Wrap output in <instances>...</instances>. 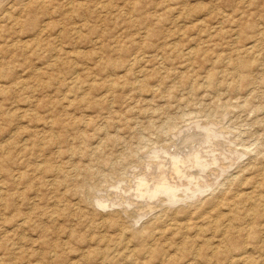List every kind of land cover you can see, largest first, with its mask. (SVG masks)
Wrapping results in <instances>:
<instances>
[{
	"label": "rangeland",
	"instance_id": "374dc122",
	"mask_svg": "<svg viewBox=\"0 0 264 264\" xmlns=\"http://www.w3.org/2000/svg\"><path fill=\"white\" fill-rule=\"evenodd\" d=\"M0 264H264V0H0Z\"/></svg>",
	"mask_w": 264,
	"mask_h": 264
},
{
	"label": "bare ground",
	"instance_id": "6f19581e",
	"mask_svg": "<svg viewBox=\"0 0 264 264\" xmlns=\"http://www.w3.org/2000/svg\"><path fill=\"white\" fill-rule=\"evenodd\" d=\"M252 48V47H251ZM215 123V122H214ZM215 130V129H214ZM203 134V133H202ZM201 134V135H202ZM207 136V135H206ZM203 137V136H202ZM202 137H200L198 140V142H202V141H200L201 139H203ZM200 144V143H199ZM199 146V145H198ZM194 147L196 148L197 146H195V145H191V146H188V151H186V149H183V150H180V151H176V153H174V152H170L171 154L169 155L170 157H171V159H173V161H176L175 163H178L179 162V160H180V157H182V155L183 156H185L189 151H191V150H193L194 149ZM201 147V146H200ZM199 147V148H200ZM198 149V148H197ZM199 150V149H198ZM169 152V151H168ZM196 155V154H195ZM183 158V157H182ZM184 159V158H183ZM175 165V164H174ZM171 168V167H170ZM184 169V168H183ZM174 170V169H173ZM170 171H171V169H170ZM173 173L172 172H170L169 173V177H171V178H174L173 177ZM178 175V174H177ZM161 177H163V176H161ZM159 178V180H156L155 182H153V185H152V193L151 192H148V193H151V195H156V192L157 193H159V192H163V191H167V190H170L171 191V193H172V195H174V194H176V192H177V186H176V184H175V182L173 183L172 181H171V179L169 178V177H164V178ZM154 178H156L157 179V175H155V176H152L151 177V179H154ZM170 180H169V179ZM163 179V180H162ZM177 179V178H176ZM180 179H181V177H180ZM164 180L166 181V183H164ZM150 182V181H149ZM164 183L165 185H161L162 186V188H159V186H156V184L157 183H159V184H161V183ZM177 183V182H176ZM210 185H212V184H210ZM160 186V187H161ZM179 186V185H178ZM167 187V188H166ZM180 187V186H179ZM178 187V188H179ZM151 188V187H150ZM149 188V189H150ZM163 189V190H162ZM161 190V191H160ZM123 191V190H122ZM135 193V192H134ZM154 193V194H153ZM117 195V194H116ZM154 195V196H155ZM150 206H152V205H150Z\"/></svg>",
	"mask_w": 264,
	"mask_h": 264
}]
</instances>
